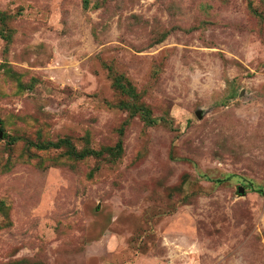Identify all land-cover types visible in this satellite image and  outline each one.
<instances>
[{
    "label": "rangeland",
    "instance_id": "obj_1",
    "mask_svg": "<svg viewBox=\"0 0 264 264\" xmlns=\"http://www.w3.org/2000/svg\"><path fill=\"white\" fill-rule=\"evenodd\" d=\"M0 132V264H264V0H0Z\"/></svg>",
    "mask_w": 264,
    "mask_h": 264
},
{
    "label": "trees",
    "instance_id": "obj_2",
    "mask_svg": "<svg viewBox=\"0 0 264 264\" xmlns=\"http://www.w3.org/2000/svg\"><path fill=\"white\" fill-rule=\"evenodd\" d=\"M61 142H63L62 144L63 145H68V143H67V141H61ZM49 145H57V144H51V143H49V144H47V145H42L43 147H46V146H49ZM72 155H76V156H78L77 155V153L75 152V151H73V150H71V152H70Z\"/></svg>",
    "mask_w": 264,
    "mask_h": 264
},
{
    "label": "water",
    "instance_id": "obj_3",
    "mask_svg": "<svg viewBox=\"0 0 264 264\" xmlns=\"http://www.w3.org/2000/svg\"><path fill=\"white\" fill-rule=\"evenodd\" d=\"M2 137H3V135H2V133L0 132V139H2ZM238 194L241 195V196L244 195V190H243L242 188H239V189H238Z\"/></svg>",
    "mask_w": 264,
    "mask_h": 264
}]
</instances>
